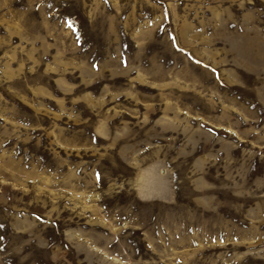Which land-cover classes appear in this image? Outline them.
<instances>
[{"label": "rangeland", "instance_id": "obj_1", "mask_svg": "<svg viewBox=\"0 0 264 264\" xmlns=\"http://www.w3.org/2000/svg\"><path fill=\"white\" fill-rule=\"evenodd\" d=\"M0 264H264V0H0Z\"/></svg>", "mask_w": 264, "mask_h": 264}]
</instances>
